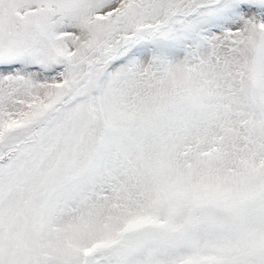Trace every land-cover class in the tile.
Returning a JSON list of instances; mask_svg holds the SVG:
<instances>
[{
  "label": "snow or ice",
  "instance_id": "obj_1",
  "mask_svg": "<svg viewBox=\"0 0 264 264\" xmlns=\"http://www.w3.org/2000/svg\"><path fill=\"white\" fill-rule=\"evenodd\" d=\"M0 264H264V0H0Z\"/></svg>",
  "mask_w": 264,
  "mask_h": 264
}]
</instances>
